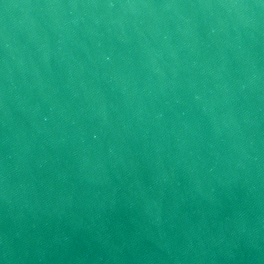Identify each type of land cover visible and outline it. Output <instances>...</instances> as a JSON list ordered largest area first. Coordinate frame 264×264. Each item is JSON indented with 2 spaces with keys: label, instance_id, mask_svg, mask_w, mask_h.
Returning <instances> with one entry per match:
<instances>
[{
  "label": "water",
  "instance_id": "95a60500",
  "mask_svg": "<svg viewBox=\"0 0 264 264\" xmlns=\"http://www.w3.org/2000/svg\"><path fill=\"white\" fill-rule=\"evenodd\" d=\"M0 264H264V0H0Z\"/></svg>",
  "mask_w": 264,
  "mask_h": 264
}]
</instances>
